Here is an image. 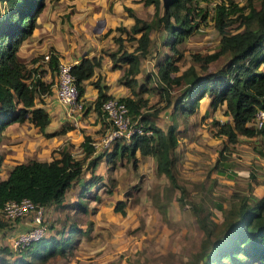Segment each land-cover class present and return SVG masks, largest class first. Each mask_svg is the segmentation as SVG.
Listing matches in <instances>:
<instances>
[{"label": "trees", "instance_id": "trees-1", "mask_svg": "<svg viewBox=\"0 0 264 264\" xmlns=\"http://www.w3.org/2000/svg\"><path fill=\"white\" fill-rule=\"evenodd\" d=\"M140 1L143 5L152 6V18L144 20L136 16L132 9L124 7L133 22L128 29L122 26L115 28L123 32L125 37H113L116 48L107 51V54L113 68L117 67V62L126 64L117 82L126 86L130 95L118 99L124 102L129 115L138 118L143 123L144 130H150V133L135 135L127 144L116 142L105 156L107 161H112L123 154L128 158L133 157L136 151L141 155H149L155 160L156 172L164 174L176 186L171 170V155L176 145L175 125L170 123L162 129L154 123L150 115L157 111L150 114L142 108L146 104V98L141 94L148 88L139 84L136 79L140 71V60L148 53L149 33L161 26L164 31L161 44L174 53L164 55L155 70L154 87L159 88L162 107L172 106L173 112L189 115L196 111L201 97L209 94L210 107L215 109L223 105V112L229 116L223 122L212 121L216 126V134L225 135L228 142L235 141L237 134L247 137L259 135L264 142V131L250 125L254 110L264 102V0H257V7L250 4L247 9L235 7V21L238 24L234 32H229L226 28L229 16L234 12V6L229 5L231 0L214 6L212 21L219 34L218 47L212 52L191 55L192 62L197 64L201 73L193 65L186 66L178 73L179 67L176 64L181 57L176 45L195 28V17L203 16L202 8L195 9L199 0ZM0 2L3 4L0 11V132L9 123L24 120L42 131L48 122V114L44 108L35 106V98L41 94H50L51 82L42 79L43 70L38 66L27 65L28 62L36 61L39 56L30 57L27 62L22 61L17 56V48L32 32L44 0ZM127 39L136 42L131 50L120 46L121 41ZM222 56L226 57V62L214 71L207 72V64ZM57 62L56 53L49 49L46 64L50 73L55 72ZM259 65H262V69H259ZM97 66L99 57H82L77 63L71 64V74L79 95L83 93V81ZM144 79L148 81L150 78L144 75ZM91 84L96 89L93 111L101 114V101L112 96L105 92L107 86L101 82L100 76L91 81ZM135 85L138 86L137 90ZM173 86L180 89L174 96L171 94ZM63 129L60 127L56 133ZM91 141L89 136H83V154L80 158L60 150L58 157L47 161L29 159L14 164L7 177L0 179V205L6 200L19 201L21 198H28L43 207L60 205L65 191L81 173L83 159L94 151ZM100 157L98 154L89 158V165L94 168ZM92 177L84 183L83 189L95 182ZM80 199L79 197L77 204L81 206ZM117 209H121L120 203ZM119 211L123 213L122 210ZM196 222L203 233L200 250L194 256L200 264H264V192L251 199L242 195L237 197L227 208L221 209V220L217 223L209 217L208 210L201 215L196 212ZM5 225L0 218V230ZM76 231L81 233L80 229L71 226L66 237L40 238L23 248V251H18V257L13 263L34 264L26 260V255H30L31 259L34 256L41 264L54 254L64 253V247L71 239L69 235ZM1 250L7 249L0 247Z\"/></svg>", "mask_w": 264, "mask_h": 264}, {"label": "rangeland", "instance_id": "rangeland-1", "mask_svg": "<svg viewBox=\"0 0 264 264\" xmlns=\"http://www.w3.org/2000/svg\"><path fill=\"white\" fill-rule=\"evenodd\" d=\"M99 1L44 0L46 13L52 15L58 12L62 21L64 17L68 19L69 14L85 12L88 5L99 4ZM116 1L120 0H111V4ZM225 1L199 0L197 3L195 9L202 8L203 16L195 17V28L176 45L181 56L176 61L178 73L188 65H193L201 73L197 64L192 62L191 55L217 49L219 34L213 26L212 15L214 6L224 4ZM248 4L257 7V0H231L229 5L234 6V12L229 16L226 25L229 32L237 29L235 7L247 9ZM103 5L106 8L104 0ZM120 5L124 10L126 6L121 3ZM2 8L3 4L0 2V11ZM106 9L111 11L110 6ZM152 12V6L142 4L137 16L150 20ZM33 30L34 28L31 33ZM163 32L161 26L158 30L150 31L148 53L140 60L142 65L137 74V82L148 88L141 94L146 98V104L142 108L150 114L154 110L157 111L150 115L154 123L162 129L170 123H173L175 128L180 127L175 130L177 143L171 155V170L177 187L173 186L164 174L156 172L155 160L152 157L154 161L149 158L144 164L141 163L143 158H137L135 153L130 158L123 154L107 161L106 154L100 149L93 151L94 156H104L97 161L94 170L89 161H85L79 180L74 181L65 191L62 204H50L48 208H44L42 214L46 228L44 237H66L71 226L80 229L81 233L76 231L69 235L71 239L64 247L63 256L48 257L41 264H200V261L194 258L200 250V240L203 236L196 222V212L201 215L208 210L209 217L217 223L221 219V207L227 208L230 202L236 201L241 195L249 198L250 183L259 184L255 190L256 194L264 188V142L259 135H238L233 143L221 141L211 122H222L228 117L223 112V105L210 111L205 117L198 116L197 111L184 115L179 111L173 112L172 106H161L163 101L158 93L159 88L154 87L156 66L164 55H174L168 47L161 44ZM119 34L125 37L121 31ZM135 44V40L127 39L122 40L120 46L131 50ZM113 49L105 46L101 48V52L107 53ZM29 58L30 56L25 62ZM225 62L226 57L222 56L207 64L206 71L212 72ZM259 69H262V65H259ZM144 75L150 79L147 81ZM54 76L56 77V70L49 76L53 88ZM172 88L173 96L180 91L175 86ZM209 98V95H205L202 100L208 102ZM148 161L152 162V166L147 165ZM144 166L146 168L143 170ZM223 166L225 169H222ZM229 168L247 170L248 175L242 176L243 171L241 174L229 176ZM219 169L223 170V174L216 173H219ZM91 176L92 181L98 180L91 187L83 189L81 183L89 180ZM79 197V203L83 207L77 204ZM119 203L121 209H117ZM27 217L31 224L30 215ZM2 220L6 223L9 221ZM26 221L29 223L28 219L20 222ZM4 243L1 242L6 247H12L10 238L4 240ZM11 251L15 250L11 248ZM33 259L34 256L32 259L29 257L32 263L39 264L37 259Z\"/></svg>", "mask_w": 264, "mask_h": 264}, {"label": "crops", "instance_id": "crops-1", "mask_svg": "<svg viewBox=\"0 0 264 264\" xmlns=\"http://www.w3.org/2000/svg\"><path fill=\"white\" fill-rule=\"evenodd\" d=\"M90 2L91 1H89V3ZM104 2L106 8L110 6L111 11H108L103 5V0H100L99 4L92 3L93 5H88L85 12L69 14L68 19L64 17L63 21L60 19L58 12L48 15L46 13L47 6L44 2L43 8L35 19L33 30L35 34H29L19 44L17 48L18 58L25 61L28 56H39L36 61L28 62L27 65L33 67L38 66L39 69L43 70L42 79L48 82H51V80H49L51 73L46 64L47 52L49 49L54 50L58 61H65L71 64L77 63L82 57L89 59H97L99 57V66L94 67L92 74L83 81V93L80 95L82 100L81 110L68 113L66 107L58 103L55 99L54 88L51 84L50 94H41L35 98V106L44 108L48 114V122L42 131L36 126H33L28 120L11 122L4 126L0 132V179H5L11 167L16 163L26 162L29 159L47 161L58 157L60 150L68 152L76 158H80L83 154L81 151L83 136L87 135L91 140H96L106 131L108 123L104 116L96 114L93 111V100L96 98V89L91 84V81L97 76H100L101 82L106 84L107 89L105 92L112 97L130 95L129 89L117 82L126 64L117 62V67L113 68L108 54L101 52V48L108 46L113 49V37L120 36L124 38V35L119 34V31L116 33L117 30H115V28L117 26H123L128 29L133 22L132 17L127 15L120 3L132 9L136 16L138 15V9L141 7L142 3L140 0H120L112 4L111 0H104ZM146 6L149 7L151 5ZM141 65L142 64L139 65V68H141ZM138 77L139 75H136V79H138ZM135 90H137L136 87ZM202 98L203 97H201L199 101L196 111L198 116L205 117L210 114V111L215 110L219 106L212 109L209 105L211 96L208 102L202 100ZM199 108L201 110H199ZM228 119L229 116L224 121ZM211 124L216 128L212 122ZM60 127L64 128L63 131L56 133V130ZM181 127L183 128L184 126ZM179 128L180 127L176 126L175 130ZM238 135L241 134H237V136ZM217 136H219L218 138L221 141L227 142L225 135L217 134ZM135 154L137 158H143L141 161L143 164L144 161L146 162L149 158L152 159L151 156L141 155L138 151H136ZM92 156H94L93 153L85 157L83 163L85 161L87 162ZM101 157L104 156L102 155ZM148 162L149 164L147 165L149 167L152 166L150 165L152 162ZM97 164L98 163L95 164L94 168ZM154 166L156 168L155 161ZM219 167L221 168V166ZM145 168L144 166L143 170ZM222 169H225V167L223 166ZM218 171L219 173L216 172L218 175L223 174V170L219 169ZM227 171L229 176H234L235 173L241 174L243 171L242 176L246 177L248 175L247 170H234L229 168ZM81 173L72 183L79 180ZM86 181L87 180L82 182L81 185L83 186ZM96 181L94 183H96ZM249 185L251 187V192L249 188L248 193L250 196L248 199L262 194L264 188L260 189L259 194L255 192L259 186L257 182L250 183ZM48 207L49 205L46 206V208ZM24 219H28L29 223L27 221L26 223L20 222ZM28 226H30V220L27 216H24L9 220L5 227L0 230V247L7 249L0 251V264H14L13 260L18 257V253L13 254L15 251H11L12 247L5 246L4 240H9L10 238V244H12L14 236L20 230ZM45 238H47V236ZM1 242L4 244H1ZM64 254L65 252L54 254L50 257H54L55 255L63 256ZM29 257L30 255H26V260L29 261Z\"/></svg>", "mask_w": 264, "mask_h": 264}, {"label": "built area", "instance_id": "built-area-1", "mask_svg": "<svg viewBox=\"0 0 264 264\" xmlns=\"http://www.w3.org/2000/svg\"><path fill=\"white\" fill-rule=\"evenodd\" d=\"M70 66L69 62H57L54 85V97L58 103L66 107L68 113L82 108V100L74 83ZM100 110L108 126L98 139L91 141L94 151L100 149L102 153H106L116 142L127 144L135 135L150 133V130H144L143 123L138 118H132L129 115L126 105L118 97L102 100ZM250 125L264 131V102L262 106L254 110ZM44 208L28 198H21L19 201L6 200L0 205L1 219L14 220L29 214L32 220L30 226L20 230L14 236L12 248L15 251H20L46 235V228L42 221Z\"/></svg>", "mask_w": 264, "mask_h": 264}]
</instances>
